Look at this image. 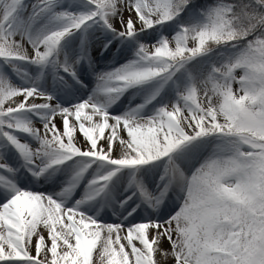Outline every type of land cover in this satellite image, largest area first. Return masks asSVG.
<instances>
[{
    "label": "snow or ice",
    "instance_id": "snow-or-ice-1",
    "mask_svg": "<svg viewBox=\"0 0 264 264\" xmlns=\"http://www.w3.org/2000/svg\"><path fill=\"white\" fill-rule=\"evenodd\" d=\"M0 264H264V0H0Z\"/></svg>",
    "mask_w": 264,
    "mask_h": 264
},
{
    "label": "bare ground",
    "instance_id": "bare-ground-1",
    "mask_svg": "<svg viewBox=\"0 0 264 264\" xmlns=\"http://www.w3.org/2000/svg\"><path fill=\"white\" fill-rule=\"evenodd\" d=\"M140 38H142V40H143V39H147L148 37H146L145 35L142 34ZM116 54L117 55H115L114 57H111V59H109V60H106V62H104V63L99 62V61H95L96 71L111 70L114 67H119L121 64L126 63L128 59H131V56H132L130 54V52H128V53L121 52L120 54H119V52H117ZM119 63H121V64L118 65ZM83 72L86 74L85 78H87V79H85V83L89 84V82H90L89 80H91V78L93 80L95 78V75L92 74L87 69V67H85V70ZM50 82H51V80H49V83ZM134 91H135V89L129 90V92L125 93L124 96H122L119 101H117L115 104L112 105V107L109 109V111L114 113V114H120V113L128 110L130 107H134L136 104L141 103V101H139V97H137V95L134 94V96H129ZM77 95L80 97H83V98H87V95H90V91L88 89L81 90L80 92H78ZM62 175H60L59 179H57L55 177V187H53L52 182H41V183L36 184L35 188L40 190V191L48 190V191L59 192V189L61 187H57V184L59 182H61L59 180L62 179ZM63 177H64V175H63ZM66 179H67V175H66V178H64V181ZM60 184H62V183H60ZM80 187H81L80 191L77 193V196H79V198H81L83 195L84 184L81 185ZM97 207L99 209L100 204H98ZM96 210H97V208H96ZM112 211H113V209L111 207H108L104 210L103 214H106V215L110 214L112 216V218L115 219V217L112 215Z\"/></svg>",
    "mask_w": 264,
    "mask_h": 264
},
{
    "label": "rangeland",
    "instance_id": "rangeland-1",
    "mask_svg": "<svg viewBox=\"0 0 264 264\" xmlns=\"http://www.w3.org/2000/svg\"><path fill=\"white\" fill-rule=\"evenodd\" d=\"M200 2H201V3H204L205 0H200ZM208 2H211V0H208ZM140 39L142 40V38H140ZM147 40H148V38H147V39H143L142 41H147ZM135 47H136V45H135L134 42H123V43H122L120 40H118V39H114V40H113L112 48H111L109 51H107V52H103V53L101 54L99 48H94L92 54H93V57H94V61H101V62L104 61V62H106V60H109V59H111V57H114L115 55H117V54H116L117 52H119V54H120L121 52H124V53H128V52H130V54L132 55L133 52H134V50H135ZM217 51H219V50H217ZM216 54H217V53L214 52V53L211 54V57H204V58H201V61H200V62L202 63V62L207 61V60H209V59H211V58H215ZM131 58H132V56H131ZM104 62H103V63H104ZM121 63H122V62H121ZM121 63H119L118 65H120ZM195 63H197V62H194V64H195ZM85 67H86V66H84V67L82 68V71H84ZM86 79H87V78H86ZM89 81H90V82H89V84H87V85H88V90L90 91L92 88L95 87L96 80H95V78H94L93 80H92V78H91V80H89ZM50 83H51V82H50ZM134 94L137 95V90H135L134 92H132L129 96H134ZM137 97H139V101L142 102V99H141L140 95H139V96L137 95ZM10 162H14V161H10ZM14 163H15V162H14ZM62 174L64 175V177H63ZM60 175H62V179L59 180V181H61V182H59V183L57 184V187H61V186H62L63 181H64V178H66L67 173H63V172H62V173H57V174H56V178L59 179V178H60ZM60 183H62V184H60ZM82 185H83V184H82ZM80 188H81V187H80ZM80 188H78V189L76 190V193L74 194V196L72 197V200H70V202H71V201H74V200H76V199H80L79 196H77V193L80 191ZM60 189H61V188H60ZM60 189H59V191H60ZM70 202H69V203H70ZM97 205H98V204H97ZM97 205H96V208H97V211H99V210L101 209L102 205L100 204V208H99V209H98ZM106 208H108V207H103V210L101 211V217L104 218V219H108L109 221L114 220L110 214H107L106 216H105V214H103V212H104V210H105ZM90 214H91V213H90Z\"/></svg>",
    "mask_w": 264,
    "mask_h": 264
}]
</instances>
